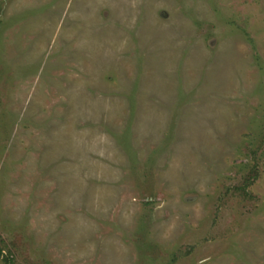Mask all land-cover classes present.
Instances as JSON below:
<instances>
[{
	"label": "rangeland",
	"instance_id": "374dc122",
	"mask_svg": "<svg viewBox=\"0 0 264 264\" xmlns=\"http://www.w3.org/2000/svg\"><path fill=\"white\" fill-rule=\"evenodd\" d=\"M0 237L13 264H264V0H0Z\"/></svg>",
	"mask_w": 264,
	"mask_h": 264
},
{
	"label": "trees",
	"instance_id": "16d2710c",
	"mask_svg": "<svg viewBox=\"0 0 264 264\" xmlns=\"http://www.w3.org/2000/svg\"><path fill=\"white\" fill-rule=\"evenodd\" d=\"M147 203H149V201H147ZM1 237H0V257H2L3 256V247L1 246ZM3 259L7 262V263H9V264H13L12 263V260L11 259H9L8 257H5V256H3Z\"/></svg>",
	"mask_w": 264,
	"mask_h": 264
}]
</instances>
